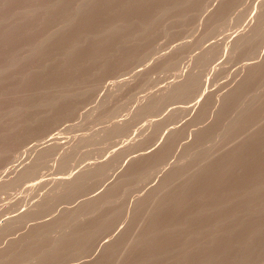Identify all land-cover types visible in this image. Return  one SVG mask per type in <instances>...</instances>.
Masks as SVG:
<instances>
[{"label":"rangeland","instance_id":"obj_1","mask_svg":"<svg viewBox=\"0 0 264 264\" xmlns=\"http://www.w3.org/2000/svg\"><path fill=\"white\" fill-rule=\"evenodd\" d=\"M0 264H264V0H0Z\"/></svg>","mask_w":264,"mask_h":264},{"label":"bare ground","instance_id":"obj_2","mask_svg":"<svg viewBox=\"0 0 264 264\" xmlns=\"http://www.w3.org/2000/svg\"><path fill=\"white\" fill-rule=\"evenodd\" d=\"M252 64V63H251ZM251 66V65H250Z\"/></svg>","mask_w":264,"mask_h":264}]
</instances>
